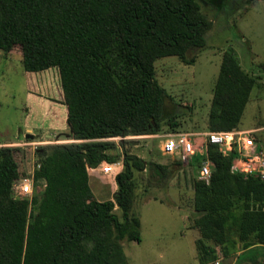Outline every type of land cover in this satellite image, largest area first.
I'll use <instances>...</instances> for the list:
<instances>
[{
  "label": "trees",
  "instance_id": "obj_1",
  "mask_svg": "<svg viewBox=\"0 0 264 264\" xmlns=\"http://www.w3.org/2000/svg\"><path fill=\"white\" fill-rule=\"evenodd\" d=\"M220 1L214 0L222 8ZM208 28L196 0H0V51L20 47L25 72L58 68L75 141L43 149L34 179L45 187L32 199L16 198L13 190L26 177L15 157L20 149L0 147V264H127L121 242H141V221L130 210L136 171L146 163L124 140L158 134L164 90L154 79L155 62L178 57L193 64L186 53L206 48ZM254 85L228 53L215 85L211 132L238 129ZM117 138L122 151L111 141ZM209 158V183L194 182L200 264L217 259L216 246L225 256L236 248L234 229L243 249L264 246V184L233 174L234 157L217 146ZM119 161L114 199L98 200L88 168Z\"/></svg>",
  "mask_w": 264,
  "mask_h": 264
},
{
  "label": "rangeland",
  "instance_id": "obj_2",
  "mask_svg": "<svg viewBox=\"0 0 264 264\" xmlns=\"http://www.w3.org/2000/svg\"><path fill=\"white\" fill-rule=\"evenodd\" d=\"M196 1L199 14L209 25L205 33L206 48H194L186 53L188 61L194 60L191 65L178 57L155 62L154 79L164 90L161 129L156 136H134L124 140L125 149L146 163L145 170L136 171L130 210V215L141 221V242H121L127 264H200L196 249L200 234L194 226V220L200 217L194 206V182L199 180L198 169L196 164L176 166L177 159L163 156L160 151L163 139L160 136L171 133L172 124L177 125L175 132L211 131L215 85L223 60L230 52L235 54L244 74L255 80L237 130L257 129V138L264 142V0H221L222 8L214 0ZM20 50V47H15L7 55L0 51V142L14 141L9 146L0 147L20 149L15 157L24 172L26 162L40 161L39 149L75 141L70 137L67 119L62 129L50 130L53 123L42 107H34V116L27 119L31 109L28 92L51 99L55 88L43 86L38 92L33 87L31 89L24 77ZM8 56L9 60L6 59ZM35 77L40 84L44 85L51 79L53 85L60 87L57 70L55 73H35ZM27 125L36 129L34 134L29 133L33 139L23 134ZM17 136L21 137L16 140ZM111 141L122 151L120 144L123 139ZM154 165H162L166 169L161 170ZM97 175L104 184L96 182ZM109 177L101 172L90 173L92 191L100 201L113 200L117 192V184L114 186ZM44 187V182H39L34 188L35 196L40 197ZM114 213L122 221V213L117 206ZM231 238L236 241V248L225 256L221 246H214L217 259L207 264H264V246L258 244L243 249L237 242L235 229Z\"/></svg>",
  "mask_w": 264,
  "mask_h": 264
},
{
  "label": "built area",
  "instance_id": "obj_3",
  "mask_svg": "<svg viewBox=\"0 0 264 264\" xmlns=\"http://www.w3.org/2000/svg\"><path fill=\"white\" fill-rule=\"evenodd\" d=\"M258 130L222 131V132H171L160 136L163 141L160 151L163 156L175 158L188 163L199 160L198 178L209 183L213 167L209 158L210 146H217L225 156H233L231 172L255 176L264 184V142L257 138ZM24 178L15 181L13 190L17 196L32 199L34 195L36 170L41 167L40 161H32ZM124 168L123 161L103 163L101 173L109 176L119 174Z\"/></svg>",
  "mask_w": 264,
  "mask_h": 264
},
{
  "label": "crops",
  "instance_id": "obj_4",
  "mask_svg": "<svg viewBox=\"0 0 264 264\" xmlns=\"http://www.w3.org/2000/svg\"><path fill=\"white\" fill-rule=\"evenodd\" d=\"M6 59L9 60V56L6 57ZM56 70L59 72V70L57 68H52V69H49V70H46V71H43V72H38L37 74H40V73H52V72L55 73ZM24 77H25L26 82H28L30 84L31 89L33 87L34 89H36V92H38V89L42 88L43 86H45L46 88H51L52 90H53V87L55 88L54 95L53 96L50 95V97H53L51 99L43 98L39 94L28 92V101H29L28 102V106L31 109L29 111L30 113L28 114V116H26L27 119L29 117L34 116V113H35L34 110H33L34 107H36V106H38L40 108L42 107V109L44 110V114H47L46 117L50 118L52 123H53L52 124L53 127L50 130L62 129L63 128V124L66 122L67 116H66V106L64 105V93H63V89H62L61 84H60V87H59L58 84L53 85L54 81L51 80V79L49 81H45L44 85H43V83L40 84L36 80L37 78L35 77V73H30V72H25V71H24ZM35 130L36 129H34L33 127L27 125L26 131L23 132V134L24 135L25 134L30 135L29 134L30 132H32L34 134ZM44 131H49V130L45 129ZM45 136H49V135L46 134ZM20 137L21 136H17L16 140H18ZM13 142L14 141L0 142V146H9ZM101 166H103V164ZM101 166L99 168H97V169L88 168L89 177H90V173H96V172L100 173L101 172V169H100ZM30 167H31V164L26 162V165H25L26 172H27V169H29ZM116 175L117 174L109 175L110 176L109 180L111 182L115 183L114 186L116 185V182H115ZM98 176H100V175H97V177H96L97 181L96 182L99 185L100 184H104V182L99 181L100 177H98ZM90 185H92V184H90ZM116 188H117V185H116Z\"/></svg>",
  "mask_w": 264,
  "mask_h": 264
},
{
  "label": "water",
  "instance_id": "obj_5",
  "mask_svg": "<svg viewBox=\"0 0 264 264\" xmlns=\"http://www.w3.org/2000/svg\"><path fill=\"white\" fill-rule=\"evenodd\" d=\"M27 138H28V139H33V136H32V135H27ZM43 151H44L43 149H39V150H38V152H41V153H42Z\"/></svg>",
  "mask_w": 264,
  "mask_h": 264
}]
</instances>
